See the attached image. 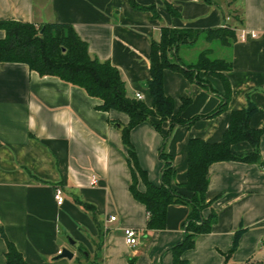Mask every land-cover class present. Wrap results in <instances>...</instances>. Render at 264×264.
<instances>
[{"label": "crops", "instance_id": "obj_1", "mask_svg": "<svg viewBox=\"0 0 264 264\" xmlns=\"http://www.w3.org/2000/svg\"><path fill=\"white\" fill-rule=\"evenodd\" d=\"M0 20L72 24L92 57L120 70L128 96L141 92L150 106L151 48L160 41L162 28L204 31L197 42L180 46L178 56L190 64L210 49L214 57L230 61L231 68L223 72L230 97L217 112L226 92L220 75L201 71L199 83L181 71H164L166 95L175 100L176 110L183 98H190L182 114L196 119L171 131L169 121L160 131L149 121L131 130L140 165L156 185L162 183L165 165L162 148L173 157V186L185 183L190 140L221 141L233 111L253 104L250 126L264 130V0H0ZM226 26L237 32L230 45L207 39L206 30ZM5 35L0 29V39ZM101 103L84 88L40 75L27 63L0 62V227L31 264L76 263L80 249L84 263L128 264L134 258L135 264H172L171 247L184 238L190 206L169 205L166 228L147 229L146 206L130 191L128 149L118 126L130 118L100 109ZM233 149L249 152L252 145L240 141ZM260 151L259 162L210 165L207 200L212 205L203 215L214 210L217 219L183 252L187 264L263 263L264 133ZM59 187L62 204L55 198ZM138 188L144 191L145 183L140 181ZM113 215L116 220H110ZM126 228L137 231L138 244L126 241ZM237 232L238 245L228 257ZM65 247L74 257L57 259ZM6 250L0 229V264L6 263Z\"/></svg>", "mask_w": 264, "mask_h": 264}, {"label": "trees", "instance_id": "obj_2", "mask_svg": "<svg viewBox=\"0 0 264 264\" xmlns=\"http://www.w3.org/2000/svg\"><path fill=\"white\" fill-rule=\"evenodd\" d=\"M168 8L172 9L170 6ZM0 29L6 32L5 37L0 39V62L27 63L40 75L57 76L84 88L89 95L102 101L100 109L105 111L115 109L128 114L130 119L122 129V138L128 149V162L132 174L130 191L135 199L146 206L148 230L166 228L169 205L185 203L190 206V213L184 223V238L171 247L174 254L172 264H187L182 258L183 252L194 247L198 235L210 232L217 219L214 210L208 217L203 215L204 209L212 205L207 200L210 165L223 160L243 162L261 160L260 140L264 130L250 126L256 107L250 104L243 109L233 111L230 127L219 142L212 143L202 138L191 139L188 150V177L185 183L177 186H173L172 183L175 176L173 157L164 152L163 148L160 153L165 162L162 183L156 185L149 179L147 171L140 165L135 146L130 139V132L145 121L151 122L159 131L162 123L169 121L171 131L176 125H187L196 119V117L185 118L182 114L190 103V98H183L182 105L176 110L175 100L166 95L163 82L166 69L181 71L189 79L199 83L203 82L199 75L201 71L220 75L226 87L225 102L220 105L217 112L222 111L230 97L229 82L223 77V72L231 68V62L214 57L210 49H204L200 51L195 62L184 64L178 56L179 47L197 42L204 31L162 28L160 41H154L151 48V77L147 81V88L153 100L150 106L145 100L128 96L120 70L109 61L92 57L88 42L82 39L72 24L61 22L36 24L0 20ZM205 32L207 39H217L226 46L237 39V32L231 26L213 28ZM170 131L164 135V140H167ZM240 141H249L252 145L251 151L244 153L234 151L233 145ZM140 181L146 185L144 191L138 188ZM82 203L86 208H92L91 205ZM0 229L7 244L5 264H31L14 242L7 238L3 229L1 227ZM239 235L240 232H237L233 248L227 254L228 257L236 249ZM80 251L85 256L84 250L80 249ZM82 258L83 256H78L76 263L98 264L84 263ZM128 264H135V259L131 258ZM245 264H254V262L248 261Z\"/></svg>", "mask_w": 264, "mask_h": 264}, {"label": "built area", "instance_id": "obj_3", "mask_svg": "<svg viewBox=\"0 0 264 264\" xmlns=\"http://www.w3.org/2000/svg\"><path fill=\"white\" fill-rule=\"evenodd\" d=\"M252 36H257V33L252 31L251 32ZM246 37V34L243 33L242 34V38H245ZM136 98L140 99V100H144V95L141 93V92H137L136 93ZM97 180L94 179L93 180V183H96ZM55 198L57 200V202L59 204H62L64 202V194H63V189L62 188H56V191H55ZM117 216H111L110 217V220H116ZM125 236H126V241L130 244V245H136L138 244L139 240H138V234H137V231L135 229H132V228H126L125 229ZM264 243V242H263ZM263 264H264V261H263Z\"/></svg>", "mask_w": 264, "mask_h": 264}, {"label": "water", "instance_id": "obj_4", "mask_svg": "<svg viewBox=\"0 0 264 264\" xmlns=\"http://www.w3.org/2000/svg\"><path fill=\"white\" fill-rule=\"evenodd\" d=\"M119 128L123 129V125L122 124H118ZM70 243L74 246H78V242H76L74 239H70L69 240ZM63 257H66V258H69V259H72L74 257V252L68 248V247H65L61 250V252L58 254V256L56 257L57 259L59 258H63Z\"/></svg>", "mask_w": 264, "mask_h": 264}, {"label": "rangeland", "instance_id": "obj_5", "mask_svg": "<svg viewBox=\"0 0 264 264\" xmlns=\"http://www.w3.org/2000/svg\"><path fill=\"white\" fill-rule=\"evenodd\" d=\"M81 256L85 257L83 253H80ZM72 264H76V263H72Z\"/></svg>", "mask_w": 264, "mask_h": 264}]
</instances>
